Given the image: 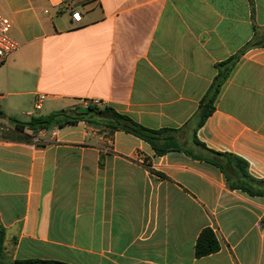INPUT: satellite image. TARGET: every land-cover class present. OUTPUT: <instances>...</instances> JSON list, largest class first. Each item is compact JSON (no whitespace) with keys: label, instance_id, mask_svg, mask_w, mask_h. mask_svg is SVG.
<instances>
[{"label":"crops","instance_id":"1","mask_svg":"<svg viewBox=\"0 0 264 264\" xmlns=\"http://www.w3.org/2000/svg\"><path fill=\"white\" fill-rule=\"evenodd\" d=\"M0 14L18 46L0 64V223L11 262L264 264V196L231 189L210 162L158 156L84 120L14 126L99 99L146 128L178 130L185 150L203 155L194 134L264 180V0H0ZM235 56L197 127L216 66ZM206 228L219 250L196 257Z\"/></svg>","mask_w":264,"mask_h":264},{"label":"trees","instance_id":"2","mask_svg":"<svg viewBox=\"0 0 264 264\" xmlns=\"http://www.w3.org/2000/svg\"><path fill=\"white\" fill-rule=\"evenodd\" d=\"M236 59L237 56L216 66L218 69L217 76L213 80L199 106L197 114V127L201 126L207 116L212 112L213 104L217 98L221 85L224 83ZM225 65H227V67L224 69L223 67ZM77 109L78 108L54 111L47 115L33 117L27 122L14 121V126L20 131H23L25 128L38 131L52 127H63L75 124L82 120L93 124L103 125L109 129L124 131L141 139L146 142L158 156L164 155L169 151L181 150L185 151L188 155L197 160L210 162L224 173L231 189L244 191L251 196H264V180H256L252 178L248 174L247 164L245 161L226 153H216L206 149L203 144L196 140L194 134L192 143L195 147H198L203 151V155L193 154L190 151L185 150L184 146L180 143L177 137L178 130L176 129L146 128L134 122L129 117L119 114L112 108L106 106L103 108L88 106L87 113H78ZM4 238L5 229L0 223V264H66L57 261H42L33 259L16 260L11 262L4 252ZM218 250L219 243L213 231L209 228L203 229L195 242L196 257L208 256L216 253Z\"/></svg>","mask_w":264,"mask_h":264},{"label":"built area","instance_id":"3","mask_svg":"<svg viewBox=\"0 0 264 264\" xmlns=\"http://www.w3.org/2000/svg\"><path fill=\"white\" fill-rule=\"evenodd\" d=\"M71 20L77 25L80 22L81 15L77 11L71 12ZM11 28L10 21L0 14V64L4 63L6 58L17 49L16 43L10 38L9 32ZM44 100V95H38L37 99L34 101L35 109L39 110L41 108V103ZM81 104L83 107L93 106L100 107L103 106L102 101L99 99H89L82 100ZM46 129H42L40 132H45ZM34 142H38V138L33 139Z\"/></svg>","mask_w":264,"mask_h":264},{"label":"water","instance_id":"4","mask_svg":"<svg viewBox=\"0 0 264 264\" xmlns=\"http://www.w3.org/2000/svg\"><path fill=\"white\" fill-rule=\"evenodd\" d=\"M77 112L78 113H87L88 112V109L86 107H79L77 109Z\"/></svg>","mask_w":264,"mask_h":264}]
</instances>
